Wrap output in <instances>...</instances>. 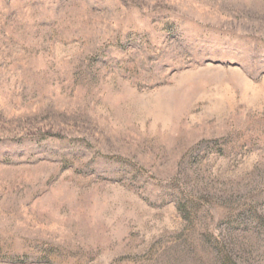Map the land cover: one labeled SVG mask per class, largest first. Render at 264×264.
I'll return each mask as SVG.
<instances>
[{
    "label": "rangeland",
    "instance_id": "1",
    "mask_svg": "<svg viewBox=\"0 0 264 264\" xmlns=\"http://www.w3.org/2000/svg\"><path fill=\"white\" fill-rule=\"evenodd\" d=\"M264 264V0H0V264Z\"/></svg>",
    "mask_w": 264,
    "mask_h": 264
},
{
    "label": "trees",
    "instance_id": "2",
    "mask_svg": "<svg viewBox=\"0 0 264 264\" xmlns=\"http://www.w3.org/2000/svg\"><path fill=\"white\" fill-rule=\"evenodd\" d=\"M210 237V236H209ZM210 239V246L216 250L218 257L220 258L221 264H238L236 260V252L224 239Z\"/></svg>",
    "mask_w": 264,
    "mask_h": 264
}]
</instances>
